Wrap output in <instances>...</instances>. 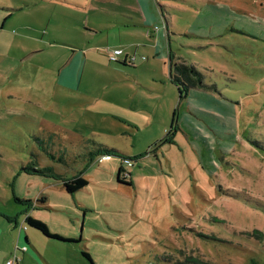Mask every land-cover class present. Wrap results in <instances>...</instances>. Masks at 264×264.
<instances>
[{"label":"rangeland","instance_id":"rangeland-1","mask_svg":"<svg viewBox=\"0 0 264 264\" xmlns=\"http://www.w3.org/2000/svg\"><path fill=\"white\" fill-rule=\"evenodd\" d=\"M111 1L0 0V258L91 264L84 251L92 264H182L185 254L264 264V0H209L226 7L214 20L227 26L204 37L183 30L206 26L189 0H156L180 30L174 55L208 85L181 84L187 95L169 80L154 31L130 29L147 53L134 67L99 61L118 41L98 20L123 11ZM72 50L87 60L70 86L59 73ZM101 146L120 154L103 157ZM30 163L87 183L67 193L20 169ZM29 214L72 242L46 241L22 222Z\"/></svg>","mask_w":264,"mask_h":264},{"label":"crops","instance_id":"crops-1","mask_svg":"<svg viewBox=\"0 0 264 264\" xmlns=\"http://www.w3.org/2000/svg\"><path fill=\"white\" fill-rule=\"evenodd\" d=\"M116 1H111V2H116ZM133 1H135V6H134ZM176 1L182 2V0H176ZM155 2L156 0L154 1L153 0H123L122 1L123 11L107 14L105 15V18L99 17L98 20L104 21L103 24L108 23V24H111V26L116 27L118 41L114 44L113 48L111 49L121 50V54L118 56L117 62H114V63H119L121 65L127 64L131 66L133 65L132 67H134L135 63L139 64L141 62L140 60H145L147 58L146 56H144V54H147V53L144 52L142 49H140L139 44H138L139 40L142 39V37L139 36L137 32H133L130 29L136 30V29L143 28L144 31L147 32L150 36L152 35V32L154 31L156 33V43L158 44L159 42V45H156L155 48L157 49L163 48L166 53L168 76H169V65H170L168 63L169 56L171 57L170 63L180 62V63L186 64L187 62L183 59V57H180L179 55H174V50L171 47L170 35L179 34L178 32H180V30L171 23L170 17L167 16L166 13H164L163 16H160L158 7L155 4ZM186 2L190 6H194L197 8L198 13L195 12L197 16L194 15L192 19L196 21L197 19L201 18V20H204L203 22L206 26H199L200 24L197 23L195 25H192L193 28H190L187 25L183 29L184 32L189 33L191 36L204 37V36H215L214 34H217L216 36H218V34H220L218 31L217 32L214 31V25L219 27L220 32H223L226 30L227 25L225 23H222L223 21L220 20V23H217L218 20L216 22L214 20L216 16L221 17V18H225L227 16V13L223 10L226 8L225 6L222 8L223 5L216 4L215 2L209 1V0H189ZM160 7L163 9L171 8L172 10L174 9L179 12H185V11L189 12L183 8H178V7L175 8V7L166 6V5H160ZM135 13H137L138 17H136ZM189 13L192 14L193 12L192 13L189 12ZM158 23H161V25L164 24V26H160V25L158 26ZM91 29L94 33L98 32L97 31L98 28L91 26ZM206 31H208V34L200 33V32H206ZM237 31H241V30L237 29ZM211 32H213L212 35H210ZM136 35H138L139 37ZM87 52L90 53L89 51ZM81 54L82 53L80 51L72 50L71 56L69 57V60L67 62V67H65L59 73V77L62 80L61 83L63 82V84H67L70 86L74 85V74L76 73V70L78 69L79 64H81L83 68L84 62L85 60H87L86 57H84L82 60L79 56ZM129 55H134V60L131 64H128L127 62H125L127 61V57ZM74 56H76L77 58L75 60H72ZM139 57H144V59H140ZM98 59L99 61L101 60L102 63H104L105 61L107 62L109 61L105 55L103 56V58L101 57ZM145 64H148V62ZM103 157H107V156L103 155ZM7 213L9 212L8 211L4 212L3 216L6 218L5 220L8 219L7 221H10L9 219H11V217H9ZM17 224H18L17 231H18V237H19V234H21V231L24 230V227L22 226L20 229L19 223ZM15 226L16 224L14 223V227ZM25 234L26 232L21 235L22 236L21 241L22 243L28 244V239L26 238ZM43 239H45L46 241H50V239H47V238H43ZM33 256L35 258L34 254ZM6 259H7V256L1 257L0 264H2ZM18 261L20 262V264H22V260H19V259H16L14 264H19ZM37 264L39 263L37 262Z\"/></svg>","mask_w":264,"mask_h":264},{"label":"trees","instance_id":"trees-1","mask_svg":"<svg viewBox=\"0 0 264 264\" xmlns=\"http://www.w3.org/2000/svg\"><path fill=\"white\" fill-rule=\"evenodd\" d=\"M143 59H144V57H143ZM170 59H171V57L169 56V61H168V63L170 64L169 65V78H170V81L174 85L177 86L176 88L178 89L177 90L178 94L179 93L181 94L183 92V93H186L185 95H187V92H186L187 90H185L184 87H188V88L190 87L191 90H194V89H197V88H195L197 85L201 88L208 86L207 84L205 85L204 83H202V81L200 80L201 79V73L194 66L187 64V63L185 64V63H180V62L170 63ZM114 62H117V61H114ZM199 93L203 95V93H201V92H199ZM180 97L181 96H179V98ZM100 149L102 152L101 155L102 156L105 155V156H107V158H109L110 155L120 154L115 149L109 148L107 146H101ZM45 154L51 160H56L58 162L63 160V157L60 155L55 157L54 155L48 153L47 151H45ZM86 155L89 156V158H90L91 154L88 153ZM94 158L95 157H93V159ZM120 158L126 159L129 161V159L125 158V156H121ZM20 169L26 174L41 175V176L49 177L53 180H60L64 191L67 193H73L74 191L85 186L87 183L86 179L81 176V173L76 174L70 178H62L61 177L62 178L61 179L58 175H55L52 173V168L49 165L40 166L38 164L30 163L26 166L21 167ZM119 172L120 171L118 170V174H119ZM118 178H117V181L120 182V180ZM14 200L18 203L28 202L27 200H21L17 197H14ZM43 200L44 199L42 197L39 199H36V201H38L40 203L43 202ZM22 222L24 223V225L29 226L30 228L37 230L39 233H41V235L44 238L51 239V240L57 239V240H61V241L72 242V240L61 239L56 234L50 233V231H48V229L44 223H42L41 221H39L37 219H34L33 217H31L29 215H25ZM81 255H83L92 264V261L90 260L89 255L86 252L81 251ZM181 263L182 264H208L207 262L203 261L198 255L193 256L192 254H185L183 256Z\"/></svg>","mask_w":264,"mask_h":264},{"label":"built area","instance_id":"built-area-1","mask_svg":"<svg viewBox=\"0 0 264 264\" xmlns=\"http://www.w3.org/2000/svg\"><path fill=\"white\" fill-rule=\"evenodd\" d=\"M164 26V24H163ZM121 54V50L120 49H110L109 51H107L106 57L109 61H117L118 56ZM140 59H143V57H141ZM134 60V55H129L127 57V62L128 64H131ZM123 162H128V160L126 159H122ZM16 261V257L13 254H11L10 257H8L3 264H14V262Z\"/></svg>","mask_w":264,"mask_h":264}]
</instances>
